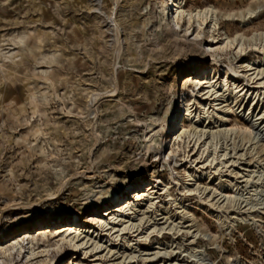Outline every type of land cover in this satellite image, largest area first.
I'll use <instances>...</instances> for the list:
<instances>
[{
	"label": "rangeland",
	"instance_id": "obj_1",
	"mask_svg": "<svg viewBox=\"0 0 264 264\" xmlns=\"http://www.w3.org/2000/svg\"><path fill=\"white\" fill-rule=\"evenodd\" d=\"M163 5L162 0H0V248L10 247L14 235L26 232L34 241L25 243L32 242L35 255L26 260L22 254L13 264L111 263L95 252H82L73 261L70 249H59L58 238L44 228L75 224L77 218L82 229L98 231L92 217L110 208L114 196L127 199L138 182L158 180L159 199L148 217L160 223L162 213L176 217L181 204L196 206L188 209L196 222L192 230L206 238L190 242L184 233L162 238L151 234L149 240L138 241L148 233L145 225L139 237L128 233L123 243L113 239V246L139 244L146 250L156 242L175 241L185 250H201L206 264H264V207L253 213L243 210L247 224L227 220L221 225L217 215L235 216L231 208L198 207L205 194L187 192L194 184L189 175L200 176L196 184L201 187L218 189L217 179L234 180L236 169L222 166L215 175L205 165L213 148L205 151L202 141L197 146L179 143L177 150L171 143L165 155L172 151L176 158L166 161L155 157L148 143L162 134L173 115L180 126L187 125L182 91L187 92L184 78L193 73L214 70L222 81L230 70V83L260 94L264 106V87L254 89L259 82L251 80L246 67L264 60V39L255 41L256 49L249 41L264 32V0H183L188 13L208 7L218 12L217 28L211 35L208 26L199 40L194 39L196 26L186 21L182 30L191 28L193 36L167 26ZM258 8L256 18H246L247 10ZM228 14L235 18L226 21ZM238 33L245 37L242 51L205 52L212 38ZM248 93L241 98L247 100ZM199 95L197 102L207 105ZM226 129L237 130L231 138L238 145L240 134L247 140L251 133L235 111L227 114ZM249 146L243 148L245 161L238 163H252L264 172V142L255 157L248 154ZM209 171L210 179L202 176ZM164 187L166 193L160 191ZM24 246L27 252L29 245ZM136 261L131 264H149ZM7 263L0 255V264Z\"/></svg>",
	"mask_w": 264,
	"mask_h": 264
},
{
	"label": "bare ground",
	"instance_id": "obj_2",
	"mask_svg": "<svg viewBox=\"0 0 264 264\" xmlns=\"http://www.w3.org/2000/svg\"><path fill=\"white\" fill-rule=\"evenodd\" d=\"M162 3H164L161 8L163 19L167 26L170 28L172 27L176 32L183 31L185 34L189 33V36H193V33L190 32L191 28L182 30L183 22L186 21L188 26L191 24V26H196L197 33L194 39L199 40L201 37L205 36L204 30L207 29L208 26L209 29H207V33H211V35L212 29L217 28L218 12L213 7L195 11V13H188L184 10L183 0H162ZM114 6L117 7L116 4ZM260 9L261 8H258L256 11L247 10L245 12L246 18H256ZM245 15L239 14L238 18L244 20ZM234 18L235 15L233 14L225 16L226 21H230ZM111 22L113 27L117 29L118 26L113 17ZM258 39H264V32L254 34L249 39V41L254 42L255 49V41ZM243 41H245V37L239 33L235 34L233 38L224 37L219 39V37H215L211 39V45L209 44L205 52L231 47H235V49L238 48L239 51H242L244 49ZM219 43L222 46L216 47L215 45ZM257 49L258 51L260 50L259 48ZM246 67L249 72L252 71L249 75L251 80L256 83L259 82L258 87L254 89H262V87H264V60L248 63ZM231 73L230 70L227 71L222 81H220V78L217 79L215 77L217 74H215L214 70H208V72L203 71L199 74L193 73L186 76L183 85L184 87L186 84L188 85H186L187 92L182 91L183 102H185L182 118L184 119L183 122L187 125L180 126V124L177 123V116L173 115L169 121L165 122L163 125L162 134L160 136L148 139V143L154 148L155 157H160L162 155L165 161L170 159V156H172L173 159L176 158V155L172 151L165 155L166 149L171 143L174 144L173 146H175L177 150L179 149V143L184 145L193 142V144L197 146L202 141L205 151L213 148L211 151L213 154L210 152L205 160V165L207 168L210 167L212 169L213 167V170H215L214 174L218 173V170L222 168V166L225 168L234 167V169H236V177L234 180L221 181L222 177L217 179L218 183L216 186L218 189L208 186L201 187L199 184H196V182L201 179L200 176H188V178L191 179L190 181L194 183L192 190H186L188 194L189 192L191 194L192 192L195 193V191H201L203 195L205 194V201L198 199V207L203 205V203H207L211 207H217V209L221 211L231 208L235 212V216L232 217L219 216L220 214L217 215V221L221 225H225L227 220L231 222L240 221L247 224V221L241 217L242 211L248 210L253 213L259 210V208L262 209L264 207V172H260L258 167L253 166L252 163H246L243 164V166L238 163L240 159H243L244 162L247 156V153H244L243 149L245 145L249 144V147H252L248 154L251 157H255L257 155V146L261 142H264V106L262 101L260 102V94H254V92H250L249 90L245 91V88L236 86L235 83H230L229 74ZM194 75L195 77H193ZM115 91L116 89H113L112 95L115 94ZM248 91L250 93H248ZM247 93L249 97L246 100L244 97ZM199 94L204 97L205 102L209 101L207 105L197 102L196 99L198 96L200 97ZM242 95L244 96L243 98H241ZM210 109L211 112L208 113ZM232 111L240 115L251 128V133L248 134L247 140L240 134L239 138L241 145L235 142V138H231L232 136H236L237 130L226 129L227 114ZM201 113L203 115H201ZM150 139L151 141L149 142ZM168 139L170 140L168 141ZM228 143L230 145H228ZM218 144H221V152H217ZM174 164L177 165V162H174ZM171 172L172 175H176L174 169H171ZM211 174V171H209V173H203L202 176H208L207 179H210ZM161 184L162 182L159 180L149 184L138 182L137 185L129 189V191L132 189L134 191H132L130 196L127 195V199L114 196L111 199L112 206L110 208L105 207L106 210L96 212V215L92 217V221L94 222L93 225L97 226L98 231L82 229L80 221H78L77 218H75V224L68 222V224L62 226H54L51 230L48 227L44 229L49 232L52 231V233H54V238H58L57 242L59 245L57 247L59 249L64 246L70 249L73 261L79 259L77 256H80L82 252L84 256L88 253L93 254V252H95V254H101V258L112 259V261L109 260L111 263L108 264H131L135 263L136 260L149 264H192V261L196 262L195 264H206L205 257L201 250H185L183 246L177 244L175 241L169 244H159L156 242L155 248L146 250H141L139 244L136 248H133L134 245L132 244L121 245L120 248H116V246L112 245L113 239L114 241H125L126 238L122 236L128 233H130L129 235L136 234V236H134L135 238L139 237L145 225L146 228H148L145 231L148 233L139 237L138 241L149 240L151 234H155L156 237L162 238L163 235L176 236L184 233L190 237L192 240L190 242H195L198 238L200 239V237L206 238V235L201 233L198 229L192 230V228H195L196 222L193 216L189 214L188 209L196 210L198 209L196 206L190 207V205H187V207H184L181 204L180 210L178 209L180 212H178L176 217L162 213L160 215L161 218H159V220L157 219V221H161L160 223L156 221L153 222L154 220L148 217L149 211L155 204L157 205L159 197H156V195H158V188ZM164 190L165 187L160 191L166 193V190ZM226 191H232V194H226ZM160 195L162 194H159V196ZM185 224L186 226L184 227ZM26 234V232H23L14 235L10 239V241H13L10 247L0 248V255L5 261L8 260L7 264H13L15 257H20L22 254L26 260H30V258L35 256L32 242L25 243L30 239ZM45 237V234H43L42 238ZM30 240L34 241V239ZM5 242L8 241L6 240ZM24 245H29V250H27V252H25L26 246ZM157 260H159V262H157ZM190 260L192 261L189 262ZM57 263L58 262L53 261L51 264Z\"/></svg>",
	"mask_w": 264,
	"mask_h": 264
}]
</instances>
